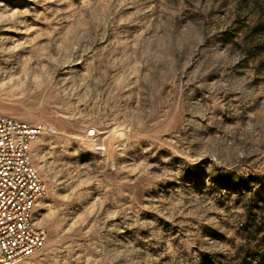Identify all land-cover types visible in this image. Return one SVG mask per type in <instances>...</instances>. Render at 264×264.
<instances>
[{
    "label": "rangeland",
    "instance_id": "rangeland-1",
    "mask_svg": "<svg viewBox=\"0 0 264 264\" xmlns=\"http://www.w3.org/2000/svg\"><path fill=\"white\" fill-rule=\"evenodd\" d=\"M0 113L47 127L19 264H264V0H0Z\"/></svg>",
    "mask_w": 264,
    "mask_h": 264
},
{
    "label": "built area",
    "instance_id": "built-area-1",
    "mask_svg": "<svg viewBox=\"0 0 264 264\" xmlns=\"http://www.w3.org/2000/svg\"><path fill=\"white\" fill-rule=\"evenodd\" d=\"M45 131L41 123L0 113V264H19L45 245L34 209L47 188L31 153L32 142Z\"/></svg>",
    "mask_w": 264,
    "mask_h": 264
}]
</instances>
